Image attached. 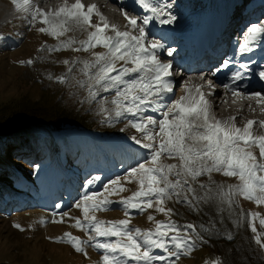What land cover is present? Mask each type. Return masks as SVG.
I'll return each instance as SVG.
<instances>
[{"label": "rangeland", "instance_id": "rangeland-1", "mask_svg": "<svg viewBox=\"0 0 264 264\" xmlns=\"http://www.w3.org/2000/svg\"><path fill=\"white\" fill-rule=\"evenodd\" d=\"M228 3L229 10H232L236 1H228ZM0 7L5 8L6 4L0 2ZM20 25L24 28L31 26L28 19H26L22 22L2 25L0 28L1 38L3 37L6 40L4 46L0 48V105L15 104L22 101V99L25 100V97L35 100L42 96L45 102L42 110L45 112L47 119H49L50 114L59 111L74 113L81 122L91 124L89 136L92 141L95 140L98 143H92L93 146L85 153L87 161L83 165L82 162L86 159H77L78 164H76L73 160L76 158L75 154H78L77 148L70 146V153H68L61 144L62 140H74L75 137L74 134L67 132V129L62 128L64 124L58 121L53 124L48 121L26 120L25 126L16 125L12 128L17 127L18 132H21L24 138L22 139V146L18 145L16 141L13 144L14 148L18 150L16 155H9L6 149L0 150L1 159H14V162L17 163L16 166L13 165L7 169H3L0 165V264H102L103 250L86 245L85 252L87 255H85L84 252H77L67 240L57 241L55 238L68 232L87 240L88 235L93 233L75 226L76 218L83 221L82 210L75 206L77 202L81 200L84 194L89 192L103 193L101 198L107 197L112 201H119L121 198L130 196L132 192L137 191L139 188L138 181L128 176L129 170L146 161L148 150L137 144L134 147H139L136 150L138 155L134 153L130 156L125 151V145L121 150L119 147H115L114 143L116 144V141L123 138L128 139L126 142L131 140L136 143V139H142L143 137L142 133L129 124L128 118L115 117V105L112 103L116 94L115 90L105 92L100 85L95 84L94 77L98 67H91L88 72L93 77V82L81 81L83 78L82 71L85 69L84 62H93L95 60L93 53L105 52V48L97 46L85 50L79 43L69 51L57 52L55 48L60 42H56V39L50 36L47 38L50 41L47 46L49 51L43 52L39 57L43 59V63L36 62V56L32 50L20 51L22 47L27 48L32 43V39H29L28 36L25 35L22 38L12 32L13 27H20ZM9 32H12L11 37H4ZM107 34L114 35L113 33ZM9 46H12L13 49H10ZM3 48L4 50H2ZM23 59L31 60L32 63H28L27 68H20L19 65L22 64ZM72 60L76 61V67L72 66ZM64 61H68V63H64ZM123 64V61L116 62L117 68ZM26 75H41L48 78L49 83H56L42 85L38 77L32 78V76L27 77ZM60 77H63V79H58ZM134 77L135 74H131L130 77H125V79ZM28 78H31V80ZM178 84L180 85L178 86ZM90 85L92 86L91 89ZM173 89L174 91L169 96L165 94L161 104L148 108L146 110L147 115L159 119L161 118V111L165 110L161 108L162 104L171 103V101L179 100L182 96L187 95L188 89L184 87L183 83L174 82ZM91 91L97 93L95 98L90 95ZM102 108L105 110L102 111ZM80 126L79 128H81ZM8 129L10 128L0 129V136ZM42 132L49 136L48 140L40 137ZM56 138H58L59 146L54 150L53 145ZM47 141H49L47 155L35 159L36 150L45 148ZM60 147H63L66 151L64 156H60L57 151ZM114 152H117L116 159L115 157L111 158ZM140 155H144L143 160L138 159L141 158ZM28 157L31 159H27ZM64 158L69 159V164L66 163ZM161 159L164 164H175L177 166L180 164L179 158L163 156ZM27 162L33 164L28 167ZM116 165L121 168V171L114 170ZM122 168L125 170H122ZM112 171L117 174H111ZM98 174L100 177L96 179ZM112 175L114 176L112 177ZM107 178L109 179L106 180ZM117 178H119V182L123 185L125 191H117L109 196L104 190V185ZM169 179L174 181L176 177L170 175ZM234 181L239 183L237 177L226 176L215 171L211 173V181L209 174H203L197 177L195 181H189L197 196H204L207 193L211 197L208 201L213 207L201 219L203 223L202 232L204 233V227L206 226V234L208 231L213 230L212 227L215 226V222L212 223L211 214L214 209L216 218L227 224L225 228L238 229L239 232L244 234L251 232L256 250L264 261V253L254 239L257 233L253 237L251 226L248 229L250 223L254 225L248 213H259V216L254 220L259 224L257 232L258 234L261 232V239L264 240V226L259 223V219L264 218V205H258L255 201L237 195L235 203L229 207L226 201L221 202L216 197L218 185H224L226 189L228 185H235ZM14 182L16 183L14 184ZM201 184L208 187L202 189L200 188ZM18 185L27 187L28 192L19 191L17 189ZM109 186L111 187V185ZM186 194L191 199L192 194ZM45 201H50L51 204L48 207L42 206ZM193 203L197 206L203 205L205 201H193ZM164 206L172 209L170 216L158 212L155 207L143 211L128 209L126 214L125 208L119 203H113L106 209L97 210L90 214L94 215L97 220L102 221L128 219L130 221L129 227L133 230L137 228L141 230L154 229L158 221L168 222L171 220L180 226L186 224L179 220L190 206L182 202V196L181 201H178L176 196L166 199ZM64 213H68V215L65 216ZM149 216H152L153 219L149 220ZM41 218L44 220L43 223H40ZM204 219L205 221H203ZM54 220L57 222H53ZM16 224H19L23 230L15 227ZM198 229L200 227L196 226L195 231L189 230L191 237L199 236L196 234ZM200 232L198 231V233ZM108 238L98 237L101 241H107ZM115 239L113 238V240ZM137 239L143 243L140 237H137ZM208 241L212 245L213 241ZM209 249L208 247L203 249L201 246H195L190 253L182 254L178 259H173L175 264H213L214 256L210 255L212 251ZM209 251L210 253H208ZM153 252L163 254L162 250L158 249H153ZM133 262L129 261V264H133ZM154 264L157 263L154 262Z\"/></svg>", "mask_w": 264, "mask_h": 264}, {"label": "snow or ice", "instance_id": "snow-or-ice-1", "mask_svg": "<svg viewBox=\"0 0 264 264\" xmlns=\"http://www.w3.org/2000/svg\"><path fill=\"white\" fill-rule=\"evenodd\" d=\"M13 2L18 10L23 8L26 13L30 11L28 23L35 24L39 21L46 26L38 29L42 33L59 37L68 30L69 22L94 29L89 32L88 39L81 42V46L85 50L102 46L106 51L93 53L95 60L84 62L85 71L87 72L91 67H98L94 77L95 84L100 85L105 92L115 90L116 94L112 100L115 105V117L128 118L129 124L142 133L143 138L136 139V143L148 150L146 161L129 170L128 176L138 181V190L119 201H112L107 197L101 198L103 193L84 194L75 205L82 210L83 221L76 218L75 226L93 234H89L87 240H83L66 232L63 236L56 237L57 241L67 240L77 252H84L85 255H87L86 245L103 250L102 264H129V261H134L136 264H154V261H159L161 264H175L173 258L178 259L180 255L190 253L195 247L189 231L196 230L194 224L187 223L180 226L171 220L158 221L154 229L133 230L129 227L128 219L102 221L97 220L90 213L106 209L113 203H119L125 208L126 214L128 209L143 211L155 207L158 212L170 216L172 209L166 208L164 201L172 196H176L178 201H181L182 196V202L193 210H198L193 201L207 202L211 197L207 193L204 196H197L189 181H195L203 174H209L211 181V173L214 171L226 176H235L239 180L238 184L228 185L226 189L224 185L217 186L216 197L221 202L226 201L231 207L235 203V197L239 195L255 201L258 205H264V135L258 136L253 133L252 128L256 121L248 120L244 127L240 128L234 122L235 117L223 120L216 118L212 115L210 104L199 85L196 86L195 95L189 91L188 95L182 96L179 100L162 104L161 108L165 110L161 111V118L147 115L148 108L161 104L165 94L174 91L171 81L167 79L170 76L171 65L162 63L154 51L162 48L163 45L146 40L144 25L149 23L148 17H145L143 25H140L136 17H129L124 13L128 24L133 29L139 30V35H134L130 31H120L114 24L109 25L106 17L95 5H88L85 8L81 0H76L71 5L65 3L47 11L39 6H33L32 0H13ZM140 2L145 9L153 13L161 11L148 0H140ZM93 15L97 16L101 23L93 24ZM109 28L115 33L114 35L107 34L106 30ZM260 33H264V26L254 24L248 30L245 43L240 45L241 52L248 51V44ZM73 42L61 41L55 50L69 47ZM172 51L169 49L168 54L171 55ZM117 61H123L124 64L117 68ZM28 63L32 61L29 60ZM228 63L229 61L225 60L221 67H226ZM131 74H135V77L125 79ZM260 77L264 79V71L260 72ZM239 78V73L234 74L233 82ZM58 79L62 80L63 77ZM89 87L91 89L92 86ZM224 87L231 88L234 96H244L243 92L237 91L229 84H225ZM90 95L95 98L97 93L91 91ZM253 97L258 104H264V95L261 93H251L249 98ZM261 111L264 112V107H261ZM259 124L264 127V120L259 121ZM254 148H258L259 156L253 151ZM163 156L179 158L180 164L178 166L164 164L161 159ZM170 175L175 176L176 179L170 180ZM207 187L205 184L200 185L202 189ZM104 190L110 196L117 191H125V188L117 178L104 185ZM186 193L192 194L191 199ZM248 216L255 219L259 214L250 212ZM148 218L153 219L152 216ZM43 222L41 218L40 223ZM259 223L264 226V218H260ZM14 226L21 228L19 224ZM250 226L251 231L257 233L255 226L251 223ZM98 237L116 239L101 241ZM137 237H140L143 243ZM254 239L264 249L261 235H255ZM153 249L162 250L163 254H156ZM216 264L219 262L217 261Z\"/></svg>", "mask_w": 264, "mask_h": 264}, {"label": "bare ground", "instance_id": "bare-ground-1", "mask_svg": "<svg viewBox=\"0 0 264 264\" xmlns=\"http://www.w3.org/2000/svg\"><path fill=\"white\" fill-rule=\"evenodd\" d=\"M32 1H35V0H32ZM55 1L57 0H37V3L41 4L43 6L42 8L45 11H47L49 9L54 10L57 8V7L55 8L50 7V5H52ZM0 2L6 4L7 7H9V9L11 6L15 4L13 0H0ZM81 2L84 4V6H87L88 4L93 3V5H95L96 8L100 12H102L103 16L106 17L109 25H112L111 20H117L120 22L119 26L116 25L117 29H119L120 31H130L134 35H139V30L138 28L133 29L128 24V21L126 20L124 13H127L129 17H135V15L148 13L150 15V18H149L150 25L144 26L146 33H147V37H146L147 42H152V41L158 42L155 40V33L153 32V29L169 28L170 26H174L176 27L175 31H180L179 27L181 23L183 22V20L186 18L185 14L177 16V12L171 9L170 5L168 4L163 5L159 0H148V2L151 3L154 7L161 10L158 13H153L151 10L145 9L142 6L140 0H136V2L138 3V7L140 8L137 10L128 7L124 5L123 3L116 2L114 0H81ZM16 9L17 7L13 8V10H16ZM208 9H209V6L207 7V9L202 11V13H205ZM3 10L4 8L0 7V18L2 16ZM24 20L26 19L17 18V19H14L12 22H22ZM161 20H167L170 22L161 23L160 22ZM179 20L181 21L180 23L178 22ZM137 22L138 24L142 25V22H140L139 20H137ZM92 23L97 24L101 22L97 16L93 15ZM193 23L200 26V22L197 19H193ZM7 24H9V22ZM0 25H1L0 28L2 27V25H4V23L1 20H0ZM41 27H46V26L41 24L39 21H37L35 24H31V26H28L26 28L24 27L22 28L19 26L16 28H12V32H15L18 37L24 38V36L26 35L28 36L29 39H32V43L28 45L27 48L22 47L20 51L23 52L26 49L32 50L36 56V62L43 63V59L39 57L43 52L49 51L47 49V46L50 43V41L47 38L52 35L48 33L40 32L38 29ZM67 29L68 30L65 31L63 35L59 37H54V36L53 37L56 39V42H61V41L66 42L69 40L74 41V42L69 47L59 48L58 50H56L57 52H64L66 50L68 51L71 50L72 48L77 46L82 41L87 40L86 33H85L87 29L89 31L94 30L86 25H78L74 22H69L67 24ZM106 32L115 34L111 30V28L107 29ZM159 43L163 45L162 48L164 49L173 45V44L167 45V44H164L163 42H159ZM4 44L5 42L0 43V46L3 47ZM2 50H4V48ZM154 51H155V54L158 55L160 59L168 58L167 56H165V53L162 50H159L157 48ZM22 61L23 63L21 64L20 68L22 67L27 68L28 67L27 59H23ZM175 65L176 63L175 61H173L172 67H174ZM72 66L76 67V61L72 60ZM89 70L90 68L87 70V72L85 71V69L82 71L83 78L81 79V81L85 80L87 83L93 82V77L88 74ZM174 73L175 72L173 71V74ZM187 73L188 71L186 69H182L181 73L178 76H175L174 78H170L171 83L173 82L183 83L184 87H187V89L194 90L192 94L195 95L196 88L193 86V83L198 82L201 92L204 94L205 98L208 100L210 104V111L212 115H214L218 119L223 120L224 113L232 112L233 117L236 118L234 122L240 128H243L246 121H248V119L250 118L251 120L256 121V123L253 125V128H252L253 132L264 135V127H262L259 124V121L264 120V112L261 111V107H264V104H258L256 102V99L255 100L247 99L246 97H244L245 95L238 97L236 100L232 99L230 103H228V100H227L225 104H222V98L219 96V93H220L219 89L217 88L213 89L211 83H204L202 79H198L196 77L195 73H191L189 76V80H187L185 79ZM196 73H198V71H196ZM26 76L31 77L32 75H26ZM204 77H208V75H205ZM179 85L180 84H178V86ZM209 85H211V87ZM238 88L243 93L250 92L251 94L254 92H259L262 95H264L263 88L257 85L246 86L244 88L238 87ZM237 112L239 113L238 115L236 114ZM114 145H117L120 148H122L123 146V144L121 143H116V144L114 143ZM253 151L255 152L257 156H259L257 148L253 149ZM234 183L238 184V181H234ZM50 204H51L50 201H45L42 204V206L48 207Z\"/></svg>", "mask_w": 264, "mask_h": 264}, {"label": "trees", "instance_id": "trees-1", "mask_svg": "<svg viewBox=\"0 0 264 264\" xmlns=\"http://www.w3.org/2000/svg\"><path fill=\"white\" fill-rule=\"evenodd\" d=\"M24 27V26H23ZM1 33V32H0ZM11 32L8 33V35H5L4 37H9ZM3 38V37H2ZM0 34V43H6L5 38L2 39ZM2 48V46H0ZM9 48H13L12 46ZM21 64L19 65V67ZM44 75V74H43ZM38 77L39 82L42 85H50L55 84L56 82L49 83L50 80L48 78H45L43 76H32V78ZM31 80V78H28ZM42 90V89H40ZM43 91V90H42ZM45 105V102L43 101L42 96H39L35 100H31L28 97H25V100L22 99V101L15 103V104H2L0 105V129L9 127L4 134L0 136V150L6 149L8 150L7 153L9 155H16L17 149L14 148L13 144L16 141L18 145H23L22 139L24 136L21 134V132H18V128L12 129L14 126L18 125L20 127L25 126V121H40V122H51L55 124L57 121L59 123L64 124L62 128L67 129L69 133L74 134V140L71 139V141L68 140H62L61 144L63 147L68 151L67 143L70 146H73L77 148L78 154L76 155V159H86L84 157L85 152H87L90 147H92V143H98L91 140V137L85 130H90L91 124L89 122H81L74 113L69 112H57L55 114H50L49 119L45 116V112L42 110V107ZM81 125L79 128L78 124ZM20 124V125H19ZM74 128H77L74 129ZM9 132V133H8ZM42 139L48 140L49 136L44 132L40 135ZM87 137V139H86ZM55 148L59 146L58 138H56ZM135 142V141H134ZM130 142V144L134 143ZM45 148H39L37 149V158H40L47 154L49 141H47ZM63 147H60L57 151L60 153V156H64V153L66 151ZM80 153V154H79ZM113 157H116V155H113ZM66 159V158H64ZM145 161V160H144ZM66 162L69 163V159H66ZM28 163V162H27ZM17 163L14 162V159L11 160H5L0 158V165L3 167V169H7L11 166H16ZM29 165V163H28ZM3 177V176H1ZM16 182H14L15 184ZM14 186V185H12ZM17 189L19 191H23L24 193L28 192V188L24 186H17ZM212 204L207 201L203 205H197L196 208L198 210H193L192 207H188L183 214L180 222L183 221L184 223H192L197 227H200V229L197 230V233L199 236L195 237L193 236L192 239H195V246H201L203 249L210 248L212 252L210 251V255L214 256V263L221 262L222 264H263L264 261L260 258L259 253L256 250V244L254 240L251 237V232L249 230V234H244L242 232H239L238 229H233L230 227H226V223L222 222L219 218H216L215 211L213 209V212L211 214L212 217V223L215 222V226L212 227L213 230L207 232V226L204 227V233L202 232L203 223L201 222V219L206 216L212 209ZM256 213V212H253ZM259 214V213H258ZM253 224L255 225V228L258 230L259 224L252 218ZM251 220V221H252ZM205 221V219L203 220ZM211 223V224H212ZM250 228V225H248V229ZM262 228V227H261ZM260 228V230H262ZM198 231H201L198 233ZM253 237L254 234L253 233ZM258 234V232H257ZM255 234V235H257ZM261 235V232H259ZM229 236L231 238H229ZM114 237H109L108 240H113ZM213 241L212 245L208 241ZM243 243V245H241ZM198 248V247H197ZM262 249V248H261ZM262 252L264 253V250L262 249ZM246 253V254H245ZM157 264H161L159 261H154ZM220 263V264H221ZM133 264H136V262H133Z\"/></svg>", "mask_w": 264, "mask_h": 264}]
</instances>
